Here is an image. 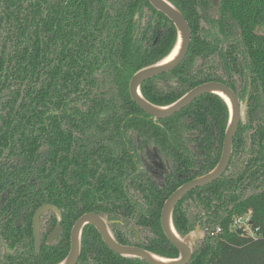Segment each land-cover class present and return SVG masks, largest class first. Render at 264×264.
I'll use <instances>...</instances> for the list:
<instances>
[{
	"label": "trees",
	"instance_id": "trees-1",
	"mask_svg": "<svg viewBox=\"0 0 264 264\" xmlns=\"http://www.w3.org/2000/svg\"><path fill=\"white\" fill-rule=\"evenodd\" d=\"M169 1L188 22L190 45L174 70L141 84L148 101L169 104L209 80L226 83L241 98L248 74L251 80L247 122L238 125L226 171L186 193L173 209V224L182 236L198 220L205 230L188 264H264V33L256 31L264 23V0ZM144 7L163 27L156 40L158 29L152 26H143L134 40L133 18L144 16ZM203 16H217L219 30L203 35ZM175 41L174 27L146 0H0V180L8 175L15 180L11 201L32 188L28 177L34 176L47 191L42 192L47 201L66 212L69 204L74 213L114 207L125 208L123 215L135 213L137 228L146 231L147 239L136 244L176 257L178 250L165 237L159 216L177 183L160 188L145 176H132L129 182L140 161L135 136L182 167H193L196 156L202 158L181 183L218 162L228 107L220 96L207 93L173 117L154 120L131 100L132 74L165 57ZM174 78L179 81L175 86H157ZM183 114L194 119L191 129L183 127ZM194 129L203 141L196 155L182 142L183 133ZM44 147L46 159L35 167ZM12 157L22 159L14 170L6 163ZM24 198L29 200L26 194ZM248 210L252 225L259 228L256 237L231 227L234 216ZM217 226L221 231L210 235ZM100 246L109 250L94 244L95 249ZM65 255L32 254L17 263L56 264ZM89 259L90 264H147L118 254L80 255L82 261Z\"/></svg>",
	"mask_w": 264,
	"mask_h": 264
},
{
	"label": "flooded vegetation",
	"instance_id": "flooded-vegetation-1",
	"mask_svg": "<svg viewBox=\"0 0 264 264\" xmlns=\"http://www.w3.org/2000/svg\"><path fill=\"white\" fill-rule=\"evenodd\" d=\"M146 1L149 3V5L153 9H155L148 0ZM144 8H145L144 16L136 15L133 18V21L135 23L134 24V40H136L139 34H141L142 30L144 29L143 26L145 27L152 26V28L158 29V32H157L158 36H156L155 38L156 40L158 39L159 35L163 31V27L162 25L157 24V20H155V17L148 16L149 15L148 7H144ZM155 11L164 15L162 12L158 11L157 9H155ZM164 16L169 20V22L171 23V25L174 27L176 31V28L173 22L166 15ZM148 20L150 22H147ZM200 24H201V31H202L201 33L203 35H210L219 30V23H218L217 16H212V17L203 16L201 18ZM214 26L217 28H215ZM149 31H152V30H149ZM154 77L156 76H153L151 78H154ZM247 77H248V82H247L245 94L241 98H239L236 95L239 100V105L241 109L244 107L245 100L247 97L246 118L243 120L242 117H240L238 125L240 122L242 123L247 122V109H248V105L250 102L249 93L251 90L250 74H248ZM227 78H230V75H228ZM209 81H216V80H209ZM178 83L179 81L177 78H174L173 80L166 79V80L158 81L157 86H159L160 88H165V87L175 86V84H178ZM181 110H179L178 112H180ZM178 112H176L175 114L169 117H173ZM169 117H166V118H169ZM228 117H229V111H228ZM166 118H163V119H166ZM180 118L182 119L183 127H187L191 129V126L193 124L195 125L194 119L191 118V116H189L188 114H183L182 116H180ZM154 120H161V119H154ZM227 123H228V119H227ZM227 123H226V126H227ZM131 133L132 132H130V134ZM224 134H225V131H224ZM134 136L135 135H133V137ZM182 136L184 137L182 139V142L187 147L188 152L192 155L200 154L203 141L201 140V135L199 131H197L196 129L187 130L183 133ZM135 142H136L135 145L138 148L140 161L138 162V166L136 170L133 171L128 176L129 182L132 180V176H135L134 180H140L139 178H142L145 176L144 178L148 177L151 181L159 185L160 188H163L166 186H173L175 183H177V186L174 188L175 190L177 187H179L184 182L194 178V177H191L188 180L182 181L181 183H179L184 178L191 176L198 169V164L202 161L201 157L196 156L197 163L195 164V166L188 167V168L182 167L180 163H176L173 158L168 156L162 149H160L155 144H146V143L142 144L138 136H135ZM46 150L47 148L44 147L40 149L39 152L37 153L36 158H35V163H34L35 167H37L38 165L42 164L45 161L46 159L45 151ZM175 151L183 152L180 150V148L177 149V147ZM6 163H7V166L11 170H14L17 165L22 163V159L18 157H12ZM203 174H200V175H203ZM200 175H197V176H200ZM8 177L9 175L5 177V179L0 180V263L1 264H18L17 260L28 258L32 254H35V255L66 254L65 256H67V254L70 253V249H71V236L73 232V227L76 221L78 220V218H80V216L88 212L96 213L100 217L104 218L107 222V225L110 231L112 232V234L116 236L117 241L119 242L118 239L121 238L122 240L127 242V243L119 242L121 244L138 246L136 243L142 244L147 240L145 236L146 231H140L137 228V223L135 222V213L123 215L121 211H126V209L119 208V207H114L116 209H111L108 212H101V213L94 211V210L83 211L81 213H74L77 210H73L72 206L69 204L66 206V208L68 209V211L66 212V210L60 207L59 205L51 201H47L48 197L42 194V192L47 193V191L44 188L40 187L39 180L36 179L34 176L28 177V183L32 185V188H30L28 192L24 193L23 196H20L15 202H13L11 201V199L16 196V193H14L15 189L13 188L15 180L13 178L10 179ZM7 179L9 180V183H7ZM174 190H172L171 192H173ZM130 192H133V190H130ZM25 194L29 197V200L24 198ZM64 198L67 200H70V198L72 199L71 196L69 198V196L67 195ZM43 205L54 206L57 210L48 208L40 212L38 216V220H37L38 230H39V238H38V244H37V238H36L35 229H34V217H35L36 212ZM107 206L110 207L109 205ZM199 208L201 210L202 206L199 205ZM27 212L30 213L31 215L30 218L29 217L27 218ZM160 213H161V210H160ZM159 222H160V216H159ZM8 223H11L12 226H9V228L7 229L5 225H7ZM200 224H201L200 220H198L195 224V227L192 230L198 227L200 234H202V238H203L205 234L204 233L205 230L200 228ZM96 233L98 235H96ZM94 244H97V245L105 244L106 245L100 233L98 232L97 228L93 224L91 223L84 224L80 232L79 257L75 264H90V259L87 261L80 260L81 254H117L114 251H112L107 245L106 246L109 250H106L104 247L102 248L101 246H100L101 248L95 249Z\"/></svg>",
	"mask_w": 264,
	"mask_h": 264
},
{
	"label": "water",
	"instance_id": "water-1",
	"mask_svg": "<svg viewBox=\"0 0 264 264\" xmlns=\"http://www.w3.org/2000/svg\"><path fill=\"white\" fill-rule=\"evenodd\" d=\"M148 1L155 9L162 12L173 22L176 28V41L171 51L165 57L156 63L138 69L132 74L128 83L130 98L154 119H163L175 114L203 94L214 93L220 96L227 104L229 111L220 158L210 171L181 184L167 196L163 203L160 213V224L166 238L178 250V255L176 257H166L139 246L119 243L110 231L106 220L96 213L88 212L80 216L73 227L70 253L56 264L76 263L79 257L80 232L83 225L87 223L93 224L106 245L120 256L135 257L145 261L147 264H188L192 257L193 247L196 241L202 238V234H200L199 228L196 227L184 236L180 235L173 224V209L186 193L194 188L207 185L222 175L231 158L232 142L240 117H242L243 120L246 118L247 97L245 105L241 109L235 92L229 86L219 81L202 82L192 87L175 101L166 105L154 104L142 95L140 91L141 83L153 76L169 72L176 68L184 60L191 40V32L188 23L175 5L168 0ZM176 47L177 50L175 54L170 59L164 60ZM48 208L57 210L54 206L43 205L36 212L34 217L37 244L39 238L38 216L41 211ZM236 232L238 234L243 233L241 229H237Z\"/></svg>",
	"mask_w": 264,
	"mask_h": 264
},
{
	"label": "built area",
	"instance_id": "built-area-1",
	"mask_svg": "<svg viewBox=\"0 0 264 264\" xmlns=\"http://www.w3.org/2000/svg\"><path fill=\"white\" fill-rule=\"evenodd\" d=\"M231 227L233 230L241 229L243 231L242 234L249 235L251 237L258 236V227H255L252 225V219H251V211L248 210L247 212L243 214H239L234 216L232 219ZM221 231V228L219 226L215 227L214 229L209 231V234L214 236L218 234Z\"/></svg>",
	"mask_w": 264,
	"mask_h": 264
},
{
	"label": "rangeland",
	"instance_id": "rangeland-1",
	"mask_svg": "<svg viewBox=\"0 0 264 264\" xmlns=\"http://www.w3.org/2000/svg\"><path fill=\"white\" fill-rule=\"evenodd\" d=\"M256 31L259 32V33H264V23L262 25H259L256 28Z\"/></svg>",
	"mask_w": 264,
	"mask_h": 264
},
{
	"label": "bare ground",
	"instance_id": "bare-ground-1",
	"mask_svg": "<svg viewBox=\"0 0 264 264\" xmlns=\"http://www.w3.org/2000/svg\"><path fill=\"white\" fill-rule=\"evenodd\" d=\"M178 47V46H177ZM177 47L170 53V55H168L164 60H168V59H170L174 54H175V52H176V50H177ZM225 97V96H224Z\"/></svg>",
	"mask_w": 264,
	"mask_h": 264
}]
</instances>
